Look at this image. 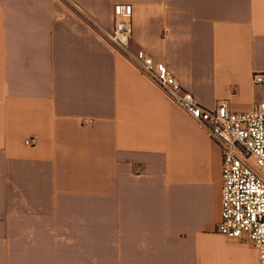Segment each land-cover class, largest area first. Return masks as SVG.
I'll use <instances>...</instances> for the list:
<instances>
[{
    "label": "crops",
    "instance_id": "crops-1",
    "mask_svg": "<svg viewBox=\"0 0 264 264\" xmlns=\"http://www.w3.org/2000/svg\"><path fill=\"white\" fill-rule=\"evenodd\" d=\"M116 6L201 106L264 101V0H0V264H258L216 231L218 145L106 40Z\"/></svg>",
    "mask_w": 264,
    "mask_h": 264
},
{
    "label": "built area",
    "instance_id": "built-area-1",
    "mask_svg": "<svg viewBox=\"0 0 264 264\" xmlns=\"http://www.w3.org/2000/svg\"><path fill=\"white\" fill-rule=\"evenodd\" d=\"M115 50L125 54L143 75L192 120L201 125L221 152V199L218 234L252 244L258 264H264V101L251 111L231 112L228 100L213 108L201 106L184 91L162 62L143 51L130 53V12L116 6L114 25L104 34ZM255 85L264 84V72L253 75ZM33 146L34 141L25 142ZM251 163L258 173L249 168Z\"/></svg>",
    "mask_w": 264,
    "mask_h": 264
},
{
    "label": "rangeland",
    "instance_id": "rangeland-1",
    "mask_svg": "<svg viewBox=\"0 0 264 264\" xmlns=\"http://www.w3.org/2000/svg\"><path fill=\"white\" fill-rule=\"evenodd\" d=\"M249 168H250L252 171L258 173V171H256V169L254 168V166H253L251 163H249Z\"/></svg>",
    "mask_w": 264,
    "mask_h": 264
}]
</instances>
